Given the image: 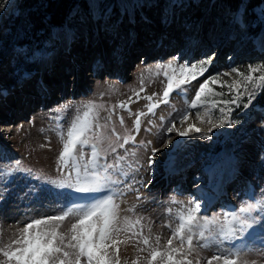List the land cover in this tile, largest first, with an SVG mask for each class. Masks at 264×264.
I'll use <instances>...</instances> for the list:
<instances>
[{
    "label": "rangeland",
    "instance_id": "374dc122",
    "mask_svg": "<svg viewBox=\"0 0 264 264\" xmlns=\"http://www.w3.org/2000/svg\"><path fill=\"white\" fill-rule=\"evenodd\" d=\"M18 2L0 0V154L5 157V151L9 152L8 158H0V166L11 172L9 176L7 172H0V246L21 235L20 230L33 217L59 214L64 200L55 197L57 190L77 191L52 181L67 180L71 172L70 183L75 182L71 165L64 169L58 163L62 150L60 137L63 133L66 138L74 118L82 116L87 110L85 106L90 104L96 108L89 116L94 125L89 135L103 137L104 141L101 148L98 145L101 158L97 170L103 174L104 165L110 164L116 166L108 169L113 178L123 173L119 176L120 183L108 186L114 189L112 195L120 206L119 216L122 222L128 217L133 223L137 217H143V236L150 238L152 246H156V235L161 237L160 244L166 245L171 231L165 225L174 228L177 214L186 209L191 200L203 206L201 215H215L222 220L224 213L233 211L225 208L226 202H231L238 211L246 203L264 199V107H257L252 114L248 112L245 131L238 143L227 142L223 153L216 156L220 134L228 123L220 127L214 125L221 124L220 108L225 109V121L229 119L230 105L217 103L216 108L210 104L189 108L195 90L208 77L221 74L222 81L231 82L238 79L236 73L231 72L232 68L247 72L249 65L264 63V51H261L264 5L249 9L247 0H241L238 7L231 9L219 0H117L115 8L109 0H87L89 7H75L65 28L48 34L43 32L45 42L39 41L34 48L32 44L23 48L26 34L22 18L18 16ZM132 10L134 13H130ZM196 15L200 17H194ZM255 29L258 34L252 35ZM209 58L211 63L206 65L208 70L202 76L185 85L183 90L174 88L167 103H159L153 113H148L147 105L160 102L167 86L166 69L158 65L171 61L174 66L196 64L199 67L200 61ZM49 61L53 67L48 65ZM40 66H46L42 69L44 80H41ZM50 67L60 68L52 71ZM224 73L230 74L224 76ZM260 74L253 73L254 76ZM23 83L28 84L27 92L18 93L24 90L20 89ZM212 87L224 95L209 97V100L219 102L232 97L219 83ZM7 89L11 96L4 100L3 93ZM248 91H255L257 96L260 89L249 87ZM147 96H153V100L149 102ZM122 102L125 107H120ZM185 111L190 113L189 119L181 123L180 117ZM197 111L204 122L197 118ZM138 112L146 115L140 117L137 132L134 121ZM209 112L212 113L211 124L207 122ZM173 123L174 130L168 133ZM189 124L201 132H191L187 137L177 135V131H183ZM121 136L131 140L112 153L109 144L115 147L117 137ZM215 136V146L208 151L207 144ZM169 139L171 144H168ZM153 148L161 151L150 167ZM90 151V148L83 149L85 160ZM224 153L229 159V164L223 168L224 176L219 174L213 178V183H208L206 167H213ZM177 158L188 159V175L174 176L168 182L162 175L163 169L169 159ZM24 171L35 177L36 184L24 179ZM13 174L20 177L14 184L9 182ZM5 177L9 188L4 185ZM235 177L237 180L232 182ZM223 180L228 194L216 197L213 184H222ZM199 182L208 187L196 188ZM64 195L67 197L68 193ZM5 205L18 208H11L15 215L19 214L13 223H6L1 217L8 214ZM72 222L73 218H68L61 230L66 231ZM140 228L141 225H135L117 237L121 264L133 261L146 264L148 248L142 242L138 244L135 237L129 239L130 233ZM257 230L260 235L243 249L240 264H264V229ZM231 243L217 241L200 249V257L205 258L200 264H206L207 258L215 254L239 248ZM177 244L178 241H174V245ZM141 248L144 251H139ZM195 259L193 257L194 262ZM213 264H222V261H213Z\"/></svg>",
    "mask_w": 264,
    "mask_h": 264
},
{
    "label": "snow or ice",
    "instance_id": "6c2138e0",
    "mask_svg": "<svg viewBox=\"0 0 264 264\" xmlns=\"http://www.w3.org/2000/svg\"><path fill=\"white\" fill-rule=\"evenodd\" d=\"M2 6V5H0ZM211 63V58L200 61L199 67L196 64L187 65L179 64L174 66L170 61L168 64L158 67L166 69L164 72L167 78V86L163 92V99L158 103H149L147 105L148 113H153L154 109L159 107V103H167L170 93L175 89H184L187 84L196 81L208 69L206 65ZM171 75H169V71ZM231 72L236 73L238 79L231 82L222 81L220 75L210 76L199 84L195 90V95L189 101L190 109L210 104L212 108L217 107V103L224 105L235 104L240 107L242 97L247 95V102L243 103L244 108H248L255 99L256 92H249V87L254 90L264 88V63L253 66L249 65L247 72L232 68ZM260 72L258 76L253 73ZM230 73L222 75L227 76ZM143 84V81H141ZM219 83L221 88H227L232 94L230 100L217 102L209 100V97L223 96V92H216L212 87L213 84ZM144 89L141 88V91ZM138 95V94H137ZM156 95L155 93L153 96ZM153 96H147L146 99L151 102ZM86 111L82 116L77 115L65 134H61L62 150L58 155V163L62 168L71 169L75 172V182L70 183L73 179L71 172L68 173L67 180L52 181L58 183L60 187H73L82 193L100 192L109 184L116 185L120 183V173L113 178V173L108 169L116 167L105 164L103 174L97 170L100 161V152L98 145L103 144V137L89 135L93 130V123L89 120L90 114L96 106L94 104L86 105ZM120 107H125L124 103ZM221 113V124L214 127H220L223 123L229 126L233 123L231 120L225 121V109H219ZM232 111L228 108V112ZM146 115L144 112H138L134 125L136 131L140 130V117ZM190 113H185L180 117L183 123L189 119ZM198 119L203 121L199 111L196 112ZM212 113H208V123H212ZM123 124V117L120 118ZM238 122V121H237ZM175 128V123L167 129L171 133ZM115 132V129L112 130ZM211 131V129H209ZM191 132L199 133L201 129L189 124L183 131H177V135L187 137ZM119 139V137H117ZM134 139V138H132ZM95 140L96 142H92ZM128 142L124 138L120 147ZM151 143V142H149ZM172 140H168L171 144ZM112 153H116V147L109 144ZM79 148V151H78ZM84 148H90L88 159L85 160ZM159 148H153L149 157V166L151 167L156 161ZM123 160L124 157H118ZM81 161H84L81 163ZM19 162L17 161V165ZM31 172V169L28 170ZM140 197L138 196L137 199ZM202 205L195 201H189V206L182 209L177 214V224L174 228L172 225H165L171 231V235L166 241V245H161L160 235L155 236L156 246L150 244V238L143 236V217H137L135 222H130L128 217L121 221L119 216L120 206L115 203L113 195H103L93 197L84 203H75L70 207L62 208L59 214L47 215L40 218L33 217L30 222L20 230L21 235L13 239L10 243L0 246V264H121L119 256V241L117 237L120 233L135 228V225H141L139 231H132L129 239L135 237L136 242H142L148 248V255L144 258L146 264H200L203 257H200L199 250L208 248L213 243L219 241H234L235 239L243 240L246 235L251 236L259 228L264 229V199L257 200L253 203H246L238 211L233 210L224 213L223 219L219 216L201 215ZM135 211V209H129ZM171 212V209H169ZM256 213L255 215L253 213ZM73 218L74 222L66 231L61 230L62 225L68 218ZM249 230H252L251 232ZM174 241H178L174 245ZM144 251V248L139 249ZM243 249L232 248L228 251L215 254L207 258L206 264H213V261L222 264H240V257ZM193 257H196L195 262ZM132 264H137L133 261Z\"/></svg>",
    "mask_w": 264,
    "mask_h": 264
},
{
    "label": "trees",
    "instance_id": "16d2710c",
    "mask_svg": "<svg viewBox=\"0 0 264 264\" xmlns=\"http://www.w3.org/2000/svg\"><path fill=\"white\" fill-rule=\"evenodd\" d=\"M226 4L229 8L235 9L239 6L241 0H219ZM109 2L116 7L117 0H109ZM249 9H253L257 6L264 5V0H247ZM19 15L21 22L24 23V33L26 37L22 41V47L31 48L37 47L39 41H44L45 35L52 32L56 28L63 27L73 9L77 6L79 8H88L89 5L87 0H19ZM197 16V15H196ZM21 27V24H20ZM252 35H257V29L252 30ZM230 100L231 98H226ZM243 103L247 102V98H242ZM241 103L240 107H236L235 104H229L232 109L230 117L228 120L233 121L231 126L227 124L220 134L219 147L215 152V156L219 154L225 147L227 142H232L234 145L238 143V140L245 131V123L248 118L246 110L252 113L257 107H264V88H261L258 95L255 96V99L252 101V104L248 108L243 107ZM238 121V122H237ZM124 138H128V141L131 140L130 137H120L118 142L115 144L116 149L118 150L120 144L123 143ZM100 148L102 147L99 145Z\"/></svg>",
    "mask_w": 264,
    "mask_h": 264
},
{
    "label": "bare ground",
    "instance_id": "6f19581e",
    "mask_svg": "<svg viewBox=\"0 0 264 264\" xmlns=\"http://www.w3.org/2000/svg\"><path fill=\"white\" fill-rule=\"evenodd\" d=\"M261 51H264V47L263 48H261ZM147 60V59H146ZM3 95H4V93H3ZM169 97H172L171 95L169 96ZM0 103L2 104V101L0 100ZM174 130V129H173ZM214 135H217V133L216 134H214ZM215 143H216V136L215 137H213L209 142H208V144H207V146H208V151H211L212 149H213V147L215 146ZM223 153V151L221 152V154ZM188 164H189V161H188V159H182V158H177L175 161H173V160H171V159H169L168 160V162L166 163V174L167 175H165L164 176V178L166 179L167 177H168V175H172L173 173H176V172H178V171H180V170H182L184 167V165H187L188 166ZM229 164V159H228V155H227V153L225 154H223L222 156H220L219 157V159L216 161V163H215V165L213 166V167H206L207 168V170H205V171H207V173L206 174H208L209 176H208V183H213V181H214V177H217L219 174H222V176H224V171H223V168H225L227 165ZM190 165V164H189ZM171 178H169L168 180H170ZM232 180H234V179H232ZM37 181V180H36ZM231 182V181H230ZM46 184V183H45ZM152 184V183H151ZM42 185V184H41ZM44 186V185H43ZM200 186H202V185H197V188H199ZM213 186H214V188L218 191V193H217V195H223V194H226V190H227V185L225 184V181L223 180L222 181V184H221V182H220V184L218 183V182H216L215 184H213ZM213 186H211V187H213ZM229 190H227V192H228ZM55 193V192H54ZM68 193V196L66 197V198H64L65 200H64V202H62V201H60V202H62V204H61V209L63 208V205H64V203L66 202V200L69 198V196L71 195V193H73V192H67ZM66 193V191L65 190H63V189H60V190H57L56 191V194H55V197H57V199L58 198H63V195L64 194H67ZM252 193H254V192H252ZM58 202V201H57ZM56 202V203H57ZM59 203V202H58ZM57 203V204H58ZM231 202H226V204H228V206L229 205H231L230 204ZM59 205V204H58ZM5 207H6V209L8 210V214L7 215H3V216H1V217H3L2 219H3V221H5L6 223H13V221H14V219H15V217H19V214L17 213L16 215H15V211H11V208H16L17 210H18V208L16 207V206H11V205H5ZM32 208H33V206H32ZM32 208H30V209H32ZM16 210V211H17ZM30 212L32 211V210H29ZM43 211H45V209H43ZM18 212V211H17ZM250 232L252 231V230H249ZM258 235H260V231H258V230H256L254 233H253V235H251V236H248V235H246L245 236V238L241 241V243H240V245L238 246L239 248H241V249H244V248H246V247H249L250 245H251V243L253 242V241H255L256 240V238L258 237ZM259 241V240H258ZM232 245H233V242L231 243Z\"/></svg>",
    "mask_w": 264,
    "mask_h": 264
}]
</instances>
